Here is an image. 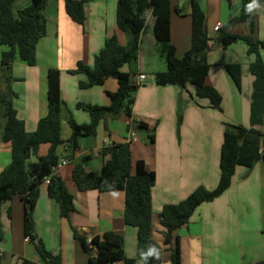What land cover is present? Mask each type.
<instances>
[{
    "label": "crops",
    "instance_id": "0c3cea01",
    "mask_svg": "<svg viewBox=\"0 0 264 264\" xmlns=\"http://www.w3.org/2000/svg\"><path fill=\"white\" fill-rule=\"evenodd\" d=\"M32 1L14 0V13L18 15ZM194 1L205 11L209 35L213 38L208 51V60L212 66L205 82L223 95L221 109L212 107L207 99L198 102L191 85L184 89L177 85L161 86L155 83L154 74L166 71L167 64L166 61L156 58L157 42L151 17L149 27L142 36L136 70L132 65H128L127 70L126 66L123 68V71L134 75L135 82L139 75H146L145 81L136 82L139 89L135 104L130 114L123 115V120L125 126L132 120H137L156 128L154 143L150 142L144 132L146 142H140L135 147L132 144V149L137 154L133 165L137 160L143 159L156 172V184L152 192L156 230L162 229L159 214L165 205L179 203L200 186L208 190L218 186L221 176V150L227 125L242 122L248 127L250 121L248 105L251 107V100L242 109L241 105L245 100L243 101L239 90L243 92L247 82L249 92L252 91L253 77L245 73V69L255 57L248 54L244 42L224 48L217 40L218 32L215 30L217 24L224 26L232 17L240 14L242 0H234L235 7L233 0H171V41L179 58L192 45L191 7ZM117 4L118 0L89 1L85 8V24L80 26L66 13L63 0H48L44 9V15L48 19L47 34L37 46L36 65H28L18 58L11 69V89L17 95L14 105L18 118L24 122L27 131H35L40 119L48 113L47 73L50 68L61 71L64 101L61 131L63 127L67 130L70 114L80 124L90 122V116L82 108L83 105L102 106L110 103L107 92L118 89L115 78L109 77L103 85L82 89L79 83L87 79L86 75L73 74L70 71L76 68L78 62L92 65L95 56L101 52L111 36L115 35L123 45L128 43V34L117 24ZM259 4L261 7L254 10L253 32L247 24H237L229 31L243 36L251 35L255 40L264 41V0H259ZM176 8H180L182 12L178 13ZM6 50L7 46L0 45V62L2 53ZM230 63H240L243 66L242 87L239 90L226 70V65ZM3 77L0 80V97L8 87ZM179 100L184 106V120L178 135L176 116ZM239 103L240 115L244 114L243 119L234 115ZM127 132L128 137L135 133L133 130ZM118 136L119 133L113 129L109 133L99 126L97 132L87 137L80 149L73 154L72 160L65 155V147L63 153L58 152L60 163H67L55 167V173L62 177L74 196L75 211L68 218L62 216L59 204L50 198L48 185L43 184L40 187L34 213L36 235L47 250L54 254L61 252L63 264H87L90 259L89 253L70 228L87 240L107 231L121 233L126 239V255L137 257L138 230L126 225L124 221L125 191H80L71 180L73 168L87 156L90 157L86 163L88 170L101 172L105 163L103 147L129 139L127 137L121 141ZM69 137L70 135H62L64 140ZM49 149L50 145L42 144L38 156L47 155ZM11 161V143L3 141V129L0 128V174L10 166ZM240 174L246 176L249 184L250 179H254L253 185L257 187V191L252 199H246L244 190L239 189L245 182L240 183ZM250 203L254 209L263 208L256 222L245 212L246 204ZM9 208L12 210L11 216L8 213ZM24 212L25 205L17 195L0 209V230L3 234L0 241V264H18L20 257L39 264H48L36 247L38 243L26 239ZM46 225L50 230L53 228L52 233L59 232L60 240L56 244L46 241ZM179 235L182 264H257L264 261V159L252 169L238 166L231 187L215 201L201 205L190 224L181 229ZM157 243L159 245L160 241ZM131 244L134 245L133 248ZM171 253L170 250L164 252L161 264H171Z\"/></svg>",
    "mask_w": 264,
    "mask_h": 264
},
{
    "label": "trees",
    "instance_id": "16d2710c",
    "mask_svg": "<svg viewBox=\"0 0 264 264\" xmlns=\"http://www.w3.org/2000/svg\"><path fill=\"white\" fill-rule=\"evenodd\" d=\"M14 0H0V45L8 47L2 53L0 62V80L7 75V88L0 97V128L3 129V141L11 143L12 161L10 166L0 174V209L2 205L19 196L24 205V230L26 239L37 242L34 213L38 203L40 187L49 178L48 192L60 206L62 216L68 218L75 211L74 196L62 177L55 173L60 164L58 149L63 146L73 154L80 149L81 137L94 135L100 124L117 119L122 113L130 114L139 85L134 75L123 71V68L136 63L139 57L142 36L149 27L147 15L153 19V32L157 49L167 64L166 71L155 73V82L161 86L177 85L194 87V97L199 102L207 99L216 109L222 108L223 95L218 89L206 85L211 63L208 51L213 38L209 35L207 16L198 2L191 7L192 45L182 58L176 54L171 41V0H118L117 24L126 32L129 41L126 45L119 42L114 35L106 40L104 48L95 56L92 65L78 62L73 74H85L87 79L79 83L80 88L87 89L103 85L107 78L113 77L118 89L107 92L110 103L107 106L87 104L82 108L90 116V122L80 124L70 114L68 124L72 133L66 140L61 133V111L64 105L61 89V71L50 68L47 73L48 113L42 117L35 131L26 130L25 124L18 118L14 105L16 93L11 89V69L16 59L28 65H36L38 42L46 36L48 19L44 9L48 0H33L16 15L13 11ZM91 0H63L64 8L70 18L80 26L86 21V4ZM251 0H242L241 12L232 17L217 32V40L227 48L234 43L244 42L249 55H254L248 70L253 77L251 91L250 121L251 126L228 124L224 133L221 150V176L218 186L208 190L198 187L187 198L177 204H167L159 214L162 229L154 228L153 188L156 184V172L151 170L146 161L139 159L133 166L131 141L113 142L102 149L105 163L101 172L88 170L86 163L90 157L77 164L72 171L71 180L80 190H97L109 192L123 189L126 193L124 221L126 225L136 227L137 257L126 255L125 236L115 231H107L92 237V246L88 247L87 239L75 232L90 255L87 264H161L164 252L170 250L171 264H182L181 237L179 229L190 224L198 208L215 201L222 196L232 184L237 167L252 169L264 159L261 148H264V41L255 40L251 35L243 36L229 31L237 24H247L253 32L255 29L254 11L249 13L246 6ZM181 13L180 8H176ZM243 66L240 63L226 65V70L236 86L240 89L243 77ZM183 104L179 105L177 131L180 134L184 120ZM143 130L150 142L154 143L155 129L143 121L132 120L127 130ZM42 144L50 145L47 155L38 156ZM38 157L37 164H32V157ZM11 216L12 210L8 209ZM3 234L0 230V241ZM157 241L163 245L159 246ZM150 246L160 251V258H149L141 255ZM38 251L48 264H63L61 252L54 254L47 250L41 240L36 245ZM95 255V256H94ZM1 258V253H0ZM18 264H39L20 257ZM257 264H264L260 261Z\"/></svg>",
    "mask_w": 264,
    "mask_h": 264
},
{
    "label": "rangeland",
    "instance_id": "374dc122",
    "mask_svg": "<svg viewBox=\"0 0 264 264\" xmlns=\"http://www.w3.org/2000/svg\"><path fill=\"white\" fill-rule=\"evenodd\" d=\"M233 7H235V1L233 0ZM14 11V10H13ZM126 33V32H125ZM149 34V33H148ZM147 34V35H148ZM151 35H152V31H151V33H150ZM38 44H39V42H38ZM125 45V44H124ZM148 45H149V42H148ZM38 46V45H37ZM150 46V45H149ZM155 52V51H154ZM156 58H160V59H162V60H164L165 61V59L163 58V57H161V55H160V53H159V51H158V49L156 50ZM255 57V56H254ZM263 57H264V55H263ZM148 59H149V61H151V58L150 57H147ZM255 60V59H254ZM154 61H157V59H155ZM137 64H138V62L137 63H132L131 65L133 66V69L134 70H136V67H137ZM129 68V66L127 65L126 67H125V70H127ZM246 71H245V73H248V74H250V72L248 71V67L245 69ZM251 75V74H250ZM4 77H3V79H4V82H7V78H8V76L7 75H3ZM11 77H12V75H11ZM154 77H155V74H154ZM12 80V79H11ZM155 81V80H154ZM234 82V81H233ZM11 83V82H10ZM156 83V82H155ZM7 84H8V82H7ZM235 84V83H234ZM236 85V84H235ZM180 88H188V87H181V86H179ZM193 87V86H192ZM250 87V86H249ZM237 89L239 90V88L237 87ZM188 90H186V92H187ZM239 92H240V94L243 96V104L241 105V108L243 109V107H244V104H246V102H247V104H248V102H249V100H251V92H249V89H248V84H247V82H245V86H244V88H243V92H241L240 90H239ZM17 97V95L15 96V98ZM135 98H136V96H135ZM15 101V100H14ZM180 101V100H179ZM107 105H109V104H107ZM107 105H102V106H107ZM179 105H180V103H179ZM248 108H249V119H250V105H248ZM178 109H179V107H178ZM236 112H238V113H236ZM123 115H126L125 113H122L117 119H115V120H112L111 118H108V120L107 121H104V122H102L101 124H100V127L102 128V130L104 131V130H106V131H108L109 133H111V131H112V129L114 130V131H116V132H118L119 133V136H118V140H124L125 138H127L128 136H127V126H125L126 124L124 123V120H123ZM177 115H178V111H177ZM234 115H236L239 119H243V116H244V114H242V115H240V103L238 104V108H237V110H235L234 111ZM177 117V119H178V116H176ZM241 124H242V122H240ZM246 124H248L247 122H246ZM243 125H245V124H243ZM246 126V125H245ZM251 126V121H249V124H248V127H250ZM66 127V126H65ZM132 130L136 133V135H137V141H132L131 143L133 144V147H135V145L136 144H140V142H146V134L144 133V131L143 130H136V129H134V128H132ZM260 130L261 131H263L264 132V125L263 126H261L260 127ZM61 133H62V135H71V133H72V130H71V127L69 126V124L67 125V130H66V128H62V131H61ZM88 137H90V136H88ZM87 138V136H84V137H81V139H80V142H81V144H83L84 142H85V139ZM129 138V137H128ZM132 144H131V147H132ZM64 150V147L63 146H61L59 149H58V152L59 153H61V151H62V153L64 152L63 151ZM135 153V154H134ZM65 155L66 156H68L71 160L74 158V156H73V153L72 152H70V151H66L65 152ZM135 155H137L136 154V152L132 149V157H133V161L132 162H134V159H135ZM84 159V158H83ZM32 162V164H37V162H38V157H36V156H34V157H32V160H31ZM135 165V164H134ZM133 165V166H134ZM240 171H243V169H241ZM246 178V176H243V175H241L240 174V183L242 182V181H245L244 183H242L241 185H240V190H244L243 191V193H244V196H246L245 198L246 199H248V198H250V199H252V197H253V195H254V193L257 191V189H255V188H257L255 185H253V181H254V179L252 180V179H250V184L249 183H247L248 181L245 179ZM241 206H242V204H241ZM254 206L252 205V203H250L249 205L248 204H246V206H245V212H246V215L247 216H251V219H252V221L253 222H256L257 221V216L259 215L260 216V211H261V213H262V210H263V208H256V209H254L253 208ZM136 228V227H135ZM184 228V227H183ZM183 228H181V229H183ZM53 228H51V230H52ZM181 229H179V231L181 230ZM50 229H49V227L46 225L45 226V235H46V241L48 242V243H55L56 244V242H58L59 240H60V235H59V232L57 233V234H55V233H52V231H51ZM70 230H71V232H73L74 233V236H75V231L74 230H72L71 228H70ZM253 232V231H252ZM69 235H72V233H69ZM138 240V239H137ZM138 242V241H137ZM131 246H132V248H133V246L134 245H132L131 244ZM159 246H162L163 247V245L162 244H160L159 243ZM246 250V249H245ZM244 250V251H245ZM52 253H54V252H52ZM141 264V263H140Z\"/></svg>",
    "mask_w": 264,
    "mask_h": 264
},
{
    "label": "clouds",
    "instance_id": "9594fccd",
    "mask_svg": "<svg viewBox=\"0 0 264 264\" xmlns=\"http://www.w3.org/2000/svg\"><path fill=\"white\" fill-rule=\"evenodd\" d=\"M261 7L259 4V0H251V2L246 6V11L251 13L254 10H257ZM145 261L149 258L159 259L160 258V251L155 248L154 246H150L148 250L141 254Z\"/></svg>",
    "mask_w": 264,
    "mask_h": 264
},
{
    "label": "built area",
    "instance_id": "2783aa9c",
    "mask_svg": "<svg viewBox=\"0 0 264 264\" xmlns=\"http://www.w3.org/2000/svg\"><path fill=\"white\" fill-rule=\"evenodd\" d=\"M150 15L148 14L147 15V18H148V21L150 22ZM223 26H222V24H217L216 26H215V30L216 31H218V30H220L221 28H222ZM146 80V75L145 74H141V75H139L138 76V78H137V80H136V82H138V81H145ZM137 85H138V83H136ZM137 140V136H136V133H131V135H130V137H129V139H128V141H136ZM261 153L262 154H264V148H261ZM67 162L66 161H62L60 164H59V166L60 165H64V164H66ZM49 183V178L48 179H46V181H45V184H48ZM27 240H29V239H27ZM88 247H91L92 246V238L91 239H89V240H87V244H86Z\"/></svg>",
    "mask_w": 264,
    "mask_h": 264
},
{
    "label": "water",
    "instance_id": "95a60500",
    "mask_svg": "<svg viewBox=\"0 0 264 264\" xmlns=\"http://www.w3.org/2000/svg\"><path fill=\"white\" fill-rule=\"evenodd\" d=\"M37 243H39V240H37Z\"/></svg>",
    "mask_w": 264,
    "mask_h": 264
}]
</instances>
